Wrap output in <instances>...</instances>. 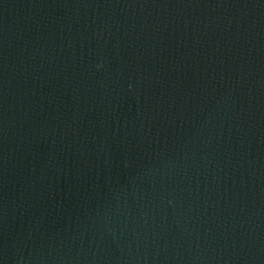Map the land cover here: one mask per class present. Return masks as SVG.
Returning a JSON list of instances; mask_svg holds the SVG:
<instances>
[{
  "label": "water",
  "instance_id": "obj_1",
  "mask_svg": "<svg viewBox=\"0 0 264 264\" xmlns=\"http://www.w3.org/2000/svg\"><path fill=\"white\" fill-rule=\"evenodd\" d=\"M0 264H264V0H0Z\"/></svg>",
  "mask_w": 264,
  "mask_h": 264
}]
</instances>
